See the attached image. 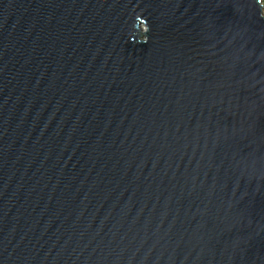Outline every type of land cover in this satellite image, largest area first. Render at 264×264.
<instances>
[{
	"label": "water",
	"instance_id": "95a60500",
	"mask_svg": "<svg viewBox=\"0 0 264 264\" xmlns=\"http://www.w3.org/2000/svg\"><path fill=\"white\" fill-rule=\"evenodd\" d=\"M0 264H264L262 0H0Z\"/></svg>",
	"mask_w": 264,
	"mask_h": 264
},
{
	"label": "rangeland",
	"instance_id": "374dc122",
	"mask_svg": "<svg viewBox=\"0 0 264 264\" xmlns=\"http://www.w3.org/2000/svg\"><path fill=\"white\" fill-rule=\"evenodd\" d=\"M262 3H263V5H264V0H262Z\"/></svg>",
	"mask_w": 264,
	"mask_h": 264
}]
</instances>
